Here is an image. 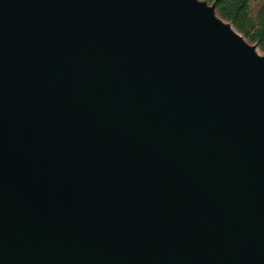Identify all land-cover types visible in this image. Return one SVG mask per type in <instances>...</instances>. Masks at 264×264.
I'll list each match as a JSON object with an SVG mask.
<instances>
[{
	"label": "water",
	"instance_id": "95a60500",
	"mask_svg": "<svg viewBox=\"0 0 264 264\" xmlns=\"http://www.w3.org/2000/svg\"><path fill=\"white\" fill-rule=\"evenodd\" d=\"M202 0H0V264H264V54Z\"/></svg>",
	"mask_w": 264,
	"mask_h": 264
},
{
	"label": "trees",
	"instance_id": "16d2710c",
	"mask_svg": "<svg viewBox=\"0 0 264 264\" xmlns=\"http://www.w3.org/2000/svg\"><path fill=\"white\" fill-rule=\"evenodd\" d=\"M207 1L213 2L211 5H214L216 12L220 16L231 21V23L246 38L254 42L255 46L258 47L260 50L264 51V2L262 3L258 11L257 17L255 19H252L250 16H248L249 0H207ZM250 24H252L251 27L250 28L247 27Z\"/></svg>",
	"mask_w": 264,
	"mask_h": 264
},
{
	"label": "rangeland",
	"instance_id": "374dc122",
	"mask_svg": "<svg viewBox=\"0 0 264 264\" xmlns=\"http://www.w3.org/2000/svg\"><path fill=\"white\" fill-rule=\"evenodd\" d=\"M207 4L211 5L213 2H210V1H207ZM264 2V0H249L248 1V16H250L252 19H255L258 15V11L262 5V3ZM215 15L221 19L223 22L225 23H229L231 25V28L237 33L239 34L244 40L246 43H248L249 45H255L254 42L250 41L248 38H246L232 23L231 21H229L228 19L220 16L216 10H215ZM252 24L248 25L247 27H251ZM256 51L257 53L259 54H264V51L260 50L258 47H256Z\"/></svg>",
	"mask_w": 264,
	"mask_h": 264
}]
</instances>
